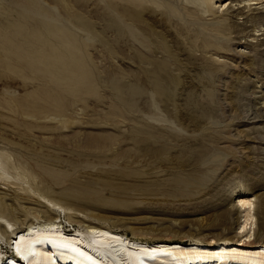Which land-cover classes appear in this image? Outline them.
Wrapping results in <instances>:
<instances>
[{
	"label": "rangeland",
	"instance_id": "obj_1",
	"mask_svg": "<svg viewBox=\"0 0 264 264\" xmlns=\"http://www.w3.org/2000/svg\"><path fill=\"white\" fill-rule=\"evenodd\" d=\"M135 1L158 12L0 0L3 215L46 197L142 240H236L240 189L264 221V0Z\"/></svg>",
	"mask_w": 264,
	"mask_h": 264
},
{
	"label": "bare ground",
	"instance_id": "obj_2",
	"mask_svg": "<svg viewBox=\"0 0 264 264\" xmlns=\"http://www.w3.org/2000/svg\"><path fill=\"white\" fill-rule=\"evenodd\" d=\"M126 1L146 15L158 12L152 5ZM149 1L158 4V0ZM160 1L168 11L181 4L193 9L197 16L203 10L221 6L215 5L214 0ZM242 1L246 3L239 7L259 3V0ZM230 3L227 1V5ZM200 40L203 44L211 42L206 36ZM4 169L0 164V178L7 180L10 176H5ZM256 199L248 189L236 193L234 208L240 212L238 239L222 236L203 241L194 237L184 242L129 237L98 216L89 217L46 197L39 202L48 215L35 213L33 221L13 229L11 219L3 213L8 214L10 209L13 217L15 212L12 206L0 203V264H264V221L255 225ZM261 208L264 211V204ZM64 220L67 226H74L72 233L62 223ZM1 243L7 244L8 251L1 249L6 247Z\"/></svg>",
	"mask_w": 264,
	"mask_h": 264
}]
</instances>
